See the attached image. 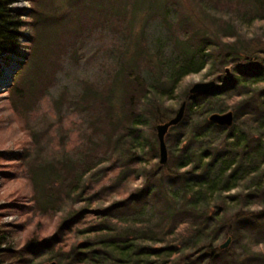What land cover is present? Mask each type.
Wrapping results in <instances>:
<instances>
[{
  "label": "trees",
  "instance_id": "16d2710c",
  "mask_svg": "<svg viewBox=\"0 0 264 264\" xmlns=\"http://www.w3.org/2000/svg\"><path fill=\"white\" fill-rule=\"evenodd\" d=\"M28 1L29 9H16L10 0H0V59L23 55L7 92L34 140L32 148L0 152V158L18 162L19 172L33 186V206L21 208L23 214L59 221L52 233L44 238L34 233L24 245L19 237L28 221L0 224V264H228L217 255L219 240L246 238L250 217L243 214L264 206V48L249 50L241 40L229 41L240 39L243 27L264 23V0L252 1L250 15H230L225 34H205L196 47L184 41L181 62L166 84L160 79L149 84L140 77L136 68L143 50L137 44L131 54L127 42L114 55V70L102 83L81 80L79 90L60 92L52 99L58 116L73 106L83 115L71 150L62 141L53 145L54 139L66 138L62 127L53 132L54 120L31 116L54 82L56 73L45 72L42 49L49 40L43 37L57 34L61 18L48 16L43 0ZM27 26L32 37L23 31ZM24 38L25 54L18 51ZM217 51L227 67L213 77L216 88L187 93L186 115L171 129L181 130L168 146L172 172L166 187L165 174L159 176L161 166L155 165L160 155L153 125L175 116L166 103L178 98L182 80L204 70ZM241 64L244 69L237 73ZM222 76L228 83L220 81ZM228 112L235 119L231 128L209 120L214 113ZM118 166L123 168L116 182L124 184L122 192L105 199V192L116 186L99 184L107 177L104 172ZM19 172L0 176L15 180ZM144 178L145 185L133 188ZM153 179L158 187L151 185ZM241 198L244 209L225 223ZM263 246L264 239L252 246L259 253L257 264H264Z\"/></svg>",
  "mask_w": 264,
  "mask_h": 264
},
{
  "label": "rangeland",
  "instance_id": "374dc122",
  "mask_svg": "<svg viewBox=\"0 0 264 264\" xmlns=\"http://www.w3.org/2000/svg\"><path fill=\"white\" fill-rule=\"evenodd\" d=\"M11 8H30L28 0H10ZM253 0H43V7L48 16H56L60 20L57 34H48L44 39L49 40L42 51L45 72L56 73L54 82L43 94L36 109L31 116L39 120L43 115H47L55 122L53 132L62 127L65 133L64 139H54L53 145L59 147L62 143L65 149L71 150L78 141V127L82 124L83 115H80L73 107L63 108L58 116L52 104L53 98H58L59 93L64 89L68 93L75 92L80 88L81 80L102 83L103 79L109 77L114 70L113 57L120 55L123 45L129 42L131 54L137 49V44L143 50L142 57L137 72L142 79L149 84L160 79L166 84L171 75L175 74L181 62L183 42H190L188 45L196 47L203 37L225 34L228 31V24L232 16L236 14L239 18L243 15H250L254 10ZM213 9L212 13L206 9ZM216 14H214V13ZM230 16V17H229ZM229 17V18H228ZM21 20L29 22L26 16ZM236 29L237 26L235 25ZM226 30V31H225ZM26 35L33 36L34 32L30 27L23 30ZM243 34L240 39L233 38L230 44L243 41L249 50L264 48V23H257L247 29L243 27ZM55 32V31H54ZM50 38V39H49ZM19 52L28 50L26 39H21ZM225 41H223L224 43ZM221 53V54H220ZM215 52L214 58L208 63L206 68L200 73H194L185 77L177 88V99L166 103L173 111L178 112L180 106L185 101L186 94L190 93L192 87L201 83H210L214 76L224 71L227 67L223 61L222 52ZM130 56V55H129ZM128 56V58H129ZM6 60L0 59V152L18 153L25 149L32 148L33 140L29 129L25 127V119L11 107L8 99V84L13 80V74L18 68V62L24 61L23 55H14ZM13 69V70H12ZM243 64L238 65L235 70L241 73ZM264 72V69H263ZM5 73L11 77H7ZM135 73V72H134ZM234 72V75H238ZM223 83H228L223 76L220 78ZM1 83H3L1 85ZM221 85V84H219ZM167 86V85H164ZM171 86V85H170ZM223 86V85H222ZM264 90V86L262 88ZM60 118V119H59ZM154 128L157 124L153 125ZM183 128V127H182ZM181 129L171 130L166 138L168 146L171 147L175 135ZM63 135V134H62ZM154 138L158 142L155 132ZM156 145H158L156 143ZM170 155V154H169ZM156 162V163H155ZM159 164V159L155 161ZM172 157L170 155L168 164L161 166L159 176L165 174V185L171 183L167 173L172 172ZM152 164L150 165V167ZM109 167V166H108ZM21 170V167H19ZM18 162L0 158V172H19ZM19 179L6 180L0 176V224L20 225L28 221V228L24 231L19 241L26 244L34 233L38 237L44 238L53 232L54 225L58 223V217L41 218L40 216L24 215L22 209L25 205H32L33 186L20 171ZM123 174L120 166L110 168L104 172L103 182L100 185H107L114 182V191L108 190L103 198L108 199L112 194L122 192L124 184L118 182V176ZM131 175H129V178ZM146 178L134 184L133 188L138 189L140 184L146 183ZM158 180H152V186L158 187ZM239 192H232L238 196ZM239 208L230 211L226 216L225 223L229 222L244 209L243 198ZM246 211V210H245ZM257 212V213H253ZM264 206L261 211L251 209L243 215L250 217L248 236L237 238L233 235L232 242L226 250H220V245L228 242V237H223L218 243L217 255L225 259L228 264H257V251L252 249L255 243L261 244L264 239ZM251 214H255L252 218ZM261 214V215H260ZM260 216V217H259ZM257 218V219H256ZM12 219V220H10ZM264 249V246L263 248ZM214 264H224L215 263Z\"/></svg>",
  "mask_w": 264,
  "mask_h": 264
},
{
  "label": "water",
  "instance_id": "95a60500",
  "mask_svg": "<svg viewBox=\"0 0 264 264\" xmlns=\"http://www.w3.org/2000/svg\"><path fill=\"white\" fill-rule=\"evenodd\" d=\"M231 72V68L226 69V74L229 75ZM216 82L212 81L210 83H201L197 84L190 90V93L193 95L201 94L203 92H210L212 89L216 88ZM187 102H184L178 112L175 114L173 118H171L169 121L165 123L159 124L156 128V134L158 139V145H159V155L160 160L159 164L160 166H164L168 164L169 162V151H168V145L166 144V138L169 135L170 129L179 126L187 112ZM209 120L213 123H216L217 125L221 127H228L231 128L234 125L235 119L234 114L232 112L224 113V114H218L214 113L212 116H210ZM232 242V239H228V242H226L224 245H221L220 249L225 250L229 248L230 244Z\"/></svg>",
  "mask_w": 264,
  "mask_h": 264
},
{
  "label": "built area",
  "instance_id": "2783aa9c",
  "mask_svg": "<svg viewBox=\"0 0 264 264\" xmlns=\"http://www.w3.org/2000/svg\"><path fill=\"white\" fill-rule=\"evenodd\" d=\"M10 220H12V219H10Z\"/></svg>",
  "mask_w": 264,
  "mask_h": 264
}]
</instances>
